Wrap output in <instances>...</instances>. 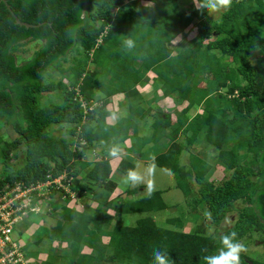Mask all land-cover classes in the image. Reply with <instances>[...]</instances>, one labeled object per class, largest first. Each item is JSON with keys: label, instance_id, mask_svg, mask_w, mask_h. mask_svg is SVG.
Instances as JSON below:
<instances>
[{"label": "trees", "instance_id": "16d2710c", "mask_svg": "<svg viewBox=\"0 0 264 264\" xmlns=\"http://www.w3.org/2000/svg\"><path fill=\"white\" fill-rule=\"evenodd\" d=\"M5 1L10 9L0 1V127L10 126L17 139L8 143L0 138V190L5 183L44 182L48 175L57 177L63 172L72 178L70 193L52 188L49 199H35L32 204L47 202L46 215L58 218L48 230L53 241L67 243L73 250L84 242L91 249L77 264H152L156 248L166 252L173 264H204L203 257L216 254L221 247L220 237L233 231L239 242L256 236L264 251V0H234L216 20H208L210 13L198 11L192 0ZM141 1L153 6H143ZM15 17L31 27L17 24ZM194 20L197 34L186 47H170ZM122 36L135 41L131 52L122 48ZM26 41L40 43L29 57L20 52ZM92 63L96 68L90 71ZM141 69L163 81L168 88L165 95L176 93L189 103L176 125L163 111L153 115L151 140L157 136L159 141L164 132L171 144L149 164L154 160L156 167L172 173L175 188L210 226L202 221L184 232L181 219L169 220L177 227L174 230L160 227L150 217L139 219L134 227L111 225L113 216L107 211L114 207L120 214L166 209L160 191L121 204L104 196L114 188L107 152L115 143L132 140L135 134L128 130L136 127L129 119L107 126L110 111L106 105L119 94L141 99L133 88ZM49 71L60 79L46 80ZM104 79L101 84L99 80ZM205 81V88H200ZM100 86L114 87L107 91ZM57 90L61 103L39 104V96ZM192 108L201 113L186 117ZM58 125L70 126L65 136L53 134ZM180 134H190L184 136L187 144L177 142ZM114 135L120 138L116 142ZM198 139L216 150L212 165L192 154L179 165L183 151ZM92 142L104 143L107 152L80 178L85 156L93 151ZM19 145L23 146L21 158ZM214 165L230 172L220 185L209 181ZM135 167L126 156L116 170L125 174ZM192 181L197 187L194 197ZM86 190L93 191L98 208L92 211L88 200L80 197L75 205L82 208L70 207L72 195ZM237 203L244 206L236 209ZM235 211L232 226L219 232L218 226ZM240 255L242 264H264L251 259L247 251Z\"/></svg>", "mask_w": 264, "mask_h": 264}, {"label": "rangeland", "instance_id": "374dc122", "mask_svg": "<svg viewBox=\"0 0 264 264\" xmlns=\"http://www.w3.org/2000/svg\"><path fill=\"white\" fill-rule=\"evenodd\" d=\"M191 1V0H190ZM188 1L184 5V7L188 6ZM193 3V0L190 2ZM141 5L143 6H149L152 7L153 5L141 1ZM194 4V3H193ZM223 13V12H221ZM221 13H210L208 16V20H216L220 17ZM195 20L187 27L185 32L182 35H178L173 41L170 42L169 46L170 47H177L178 44L186 47L187 41L192 39L196 34V28H195ZM186 35V37H184ZM27 43V41H26ZM36 43L38 42H32V43H27L23 46L22 49H20V52L23 54L24 57H29L32 52H34L40 45ZM176 49V48H175ZM25 51V52H24ZM176 52V53H175ZM177 51L175 50L173 55H176ZM95 64H90L88 66V69L90 71L94 70ZM52 69V68H49ZM52 72V73H51ZM138 73L139 79L138 83L136 85H133V88H141L145 86L146 84L151 85L152 88L147 89V92L143 91L144 95H141V99L135 98V96L132 97V99H128L126 97H122V95L119 96L118 101H113L112 104L117 105L120 104V116L118 118H124L128 114L125 112L130 111L133 115L129 117V120H133L136 123V127L131 129L132 134L134 133V137H132V140H138L142 139L141 142L139 143H134L132 140H129L130 145L127 146L126 144L125 147L129 149L131 145H137L135 149H131L132 151H129V154L135 155L134 157L131 158V161L134 162L137 166V164L140 165V168L138 169L141 172H144L145 169L147 168L150 162L153 158L156 156L162 154L165 152V150L168 148V146L171 144L169 142L170 138L164 134V132H160V140L158 141L157 136H155L156 141H152V137L154 136L152 134L153 129H152V124L155 123V118L153 115L155 114L156 111L160 110L163 111L167 114L170 115V118L172 119V123L176 125L177 119L181 115V111L185 109L189 103L185 100L178 99L179 96L174 93L171 95H165V91L168 89L166 85H164L163 81L157 79V76L149 71H145L144 69H141ZM49 78H46V80H52L56 81L59 80L60 77L56 74L55 71H49ZM104 80H99L101 84L105 83ZM125 81V80H124ZM126 82V81H125ZM130 82V81H128ZM145 85H141L144 84ZM131 83V82H130ZM207 81L203 82L202 84L199 85L200 88H205ZM133 84V83H132ZM131 85V84H130ZM115 86L117 88H120V82L115 81ZM111 87L114 86H100V90L106 89L107 91L111 89ZM123 87V86H122ZM125 87H129L125 86ZM124 96V95H123ZM123 98V99H122ZM123 101H122V100ZM39 104L41 106H45L48 104H58L62 102V94L60 91H55L52 93H49L48 95H41L38 98ZM138 101H141V104L138 105ZM117 102V103H115ZM131 107L134 108L133 111H131ZM147 110H150L149 113H147ZM146 115L142 118L141 116L144 115V112ZM195 113H201L200 109L197 108H192L189 113H187L186 117H189L194 115ZM184 118V117H183ZM1 120V119H0ZM66 128H70L69 125H58L53 127V134L57 136H65L66 134ZM179 135V138L176 139L178 143L182 144H187L183 143L185 142L187 136H190V134L186 135ZM0 138L8 143H13L17 137L15 133L12 131L10 126H7L3 124L0 127ZM120 139L119 137L115 136L112 138L115 142ZM3 144V143H1ZM19 153H20V158L22 157V150L23 146L19 145ZM90 153V150L88 151ZM87 153V157L89 156ZM216 150L212 148V146L209 143H205L201 139H198L192 146H190L188 149H185L180 157V163L179 165L185 164V159H187V155L192 154L196 158H200L201 160L207 162V164L212 165V157L215 156ZM137 154L139 156H137ZM188 155V157H189ZM126 158V156H124ZM89 161H86L85 168H89L93 164V159L90 161V158H88ZM2 172V168L0 165V174ZM230 172L225 171L222 167L213 166V171L212 175L209 178V181H212L216 185H220L223 181L228 179ZM124 174H121L119 172H115V170L112 172V175L109 178V181L112 184H116V188H118L122 193L126 192L128 189H135L137 188L136 196L134 197H128V199H141L147 196L145 192V184H140L137 187H130L128 185H125L122 183V177ZM83 177V174L80 175V178ZM154 182H155V191H160L162 192L161 197L162 200L164 201L166 205V209L162 211H157V212H142V213H131V214H120V212L115 210L112 212L113 219L111 220V225H120V226H129V227H134L139 219L142 218H147L150 217L152 218L156 224H158L160 227H165V228H174V230H177V227H175V224L170 225L169 220H175V219H181L184 226H183V231L184 232H189L195 225H199L202 221L205 222L206 225H209L208 220H204L203 216H201V212L199 209H194L190 208V206L187 203V200L183 193L180 191V189L175 188V180L171 172L162 170L159 167H156V172L154 176ZM192 189L194 190V195L192 197L197 196L196 194V183L195 181H192ZM114 189L110 191H106L104 193V196L106 199H113L111 198V194L113 193ZM91 192L93 191H86L84 194H80L78 196L77 193L72 195L73 199L71 200L74 202L73 204H69L70 207H75L76 209H81L80 206L75 203H77L78 200L81 199H90L91 198ZM94 194V193H93ZM80 197V198H78ZM113 200L115 201H120L121 203H128V201L125 200V198L122 197H115ZM62 203V202H61ZM38 206L34 207V212L30 213L26 216V220H22V223L17 224L14 227V235L13 238L15 240L18 239L20 242V245L23 248V253L25 254V262L26 264H37L38 261L39 264H58V260L62 261L64 264H71L72 259V251L71 248H62L61 244H59L56 241H53L49 236H48V230L49 226L53 227L56 224V220L58 219L57 217H53L46 214L48 213V205L47 202L43 201L40 204H37ZM75 205V206H74ZM244 205L241 203H237L236 209H240ZM119 207V206H118ZM236 211L228 214L226 219L218 226V231L222 232L225 229L229 228L232 226L233 222L236 220ZM210 226V225H209ZM212 227H215L212 225ZM207 232H211L210 228L206 229ZM106 241V239H104ZM245 248L247 249V255L255 260L264 263V251L262 249V246L260 245V242L258 238L255 236L253 239L249 240H244L241 242ZM81 246L78 247V249ZM112 249L108 251V253H111ZM79 256H77L76 260H78ZM120 264H130L126 261L121 262Z\"/></svg>", "mask_w": 264, "mask_h": 264}, {"label": "clouds", "instance_id": "9594fccd", "mask_svg": "<svg viewBox=\"0 0 264 264\" xmlns=\"http://www.w3.org/2000/svg\"><path fill=\"white\" fill-rule=\"evenodd\" d=\"M238 3L239 0H236ZM193 3L201 13H221L227 12L234 3V0H193ZM136 47L135 41L129 36H122V48L131 52ZM68 85V82H66ZM112 120L118 119L113 113L109 117ZM108 157L112 159H122L127 155L122 147L114 145L107 152ZM87 156H85L86 158ZM85 162V161H84ZM140 165L135 168L126 170L122 177V183L130 187H137L140 184H145V192L148 197H151L155 191L154 176L156 172V164L153 162L147 166L144 172L139 171ZM120 209V208H119ZM48 211V210H47ZM209 220L212 219L210 213H206ZM27 219V218H25ZM22 223L19 222L18 224ZM14 233V229H13ZM237 233L235 231L225 234L220 237L221 247L216 254L206 255L203 257L204 264H242L241 253L247 251L245 246L236 240ZM15 240V239H14ZM16 241V240H15ZM18 242V240H17ZM20 245V244H19ZM21 247V246H20ZM22 252V250H21ZM23 260L25 258L22 252ZM25 264V262H24ZM152 264H173L168 254L159 248L154 249Z\"/></svg>", "mask_w": 264, "mask_h": 264}, {"label": "built area", "instance_id": "2783aa9c", "mask_svg": "<svg viewBox=\"0 0 264 264\" xmlns=\"http://www.w3.org/2000/svg\"><path fill=\"white\" fill-rule=\"evenodd\" d=\"M80 101L85 107V102ZM66 177L67 174L63 172L57 177L48 175L44 182L26 184L19 181L4 184L0 190V264H24L21 247L11 237L13 229L28 214L34 212V207L38 206L36 203L32 204L35 199H49L52 188L70 193L72 178ZM64 180L67 181L66 184L63 183Z\"/></svg>", "mask_w": 264, "mask_h": 264}, {"label": "crops", "instance_id": "0c3cea01", "mask_svg": "<svg viewBox=\"0 0 264 264\" xmlns=\"http://www.w3.org/2000/svg\"><path fill=\"white\" fill-rule=\"evenodd\" d=\"M142 86L143 85H145V84H141ZM150 88H152L151 87V85H149V84H146L145 86H143V87H141V88H137L136 90L138 91V95H144L143 94V91L144 92H147L146 90L147 89H150ZM120 95H122V97H125V96H123V94H119V95H115V96H113V97H111V98H109L108 99V104L106 105V111H110V115L111 114H115L116 115V117L118 118V116H120L121 114V112H120V109H119V107H120V104H117V105H114V104H112L113 103V101L115 100V101H118V100H120L119 99V96ZM123 99V98H122ZM121 99V100H122ZM123 101V100H122ZM115 103H117V102H115ZM100 106V105H99ZM126 114H128L126 117H124V118H118V119H116V120H112V119H110L109 117H110V115L109 116H107L106 118H105V124L107 125V126H113V125H115V124H117V122H119V121H121V120H123V119H128L129 117H132V114H131V112L130 111H128V112H125ZM131 133V128L128 130V134H130ZM96 135V134H95ZM93 135L94 137H95V139L96 138H98V136L96 135ZM129 140H131V139H126L122 144H120L119 142H118V144L117 143H115V145H118V146H120V147H122V149L124 150V152H125V150L127 149L126 147H125V145L124 144H126L127 146H129L130 145V143H129ZM97 142V141H96ZM96 142H92L91 143V149L93 150V151H91L90 153H88V157H86V159H85V162L86 161H89V159L88 158H90V161L93 159L94 161L96 160V161H98V160H100L101 159V157L102 156H104L105 155V153L107 152L106 150H105V148H104V143H96ZM94 151H95V156H94ZM127 153V155L126 156H128V157H130V158H132V157H134L135 155H133V154H129L128 152H126ZM97 155V156H96ZM137 156H139L138 154H137ZM110 161H109V163H110V166H111V170H112V172L115 170V172H117V170H116V167H117V165H118V163L121 161V159H119V160H117V159H112V158H110L109 159ZM92 167V166H91ZM91 167H89V168H83L80 172V175H84V173L86 172V171H88ZM111 175H112V173H111ZM82 178V177H81ZM113 185V189H114V191H113V193L111 194V198H115L116 196L117 197H122V198H125V200L126 201H128V202H131V201H135V200H137V199H130L131 197H134V196H136V192H137V188H135V189H130V191L131 190H133V192H131V193H128V194H125L124 192L122 193L118 188H116L115 186H116V184H112ZM109 188V187H108ZM129 190V189H128ZM86 191H88V190H86ZM86 191H84V193H86ZM89 191H91V190H89ZM84 193H82V194H84ZM93 192H91V198L90 199H87L88 200V202H89V204H90V207H91V209H92V211H95L97 208H98V202L96 201V200H94L93 198ZM128 197H130L129 199H128ZM105 199V198H104ZM113 199H107L108 201L109 200H113ZM83 200V199H82ZM115 201V200H114ZM102 202H103V199H102ZM115 206V205H114ZM80 207L82 208V206L80 205ZM104 207V204L102 205V208ZM117 209V208H116ZM115 211V207H114V209H108V211H107V213H108V215H110V216H112V212H114ZM47 217H48V215H46ZM24 222V221H23ZM56 222V221H55ZM51 226V225H50ZM49 226V230L51 229V228H53V227H50ZM59 243V242H58ZM59 244H61V246H62V248H71L70 246H69V244H67V243H59ZM79 246H81L79 249H78V247ZM79 246H77V247H75L74 248V250L71 248V251H72V254H73V256H72V259H74L73 261H72V264H77L76 262L78 261V260H76V258H77V256H79V258L81 257V256H84V255H89L90 253H91V249L88 247V246H86V244L83 242H81L80 244H79ZM78 258V259H79ZM60 261V260H59ZM39 262L40 261H38V263L37 264H39Z\"/></svg>", "mask_w": 264, "mask_h": 264}, {"label": "water", "instance_id": "95a60500", "mask_svg": "<svg viewBox=\"0 0 264 264\" xmlns=\"http://www.w3.org/2000/svg\"><path fill=\"white\" fill-rule=\"evenodd\" d=\"M0 1H2V2L6 5L7 9H10L9 5L6 3L5 0H0ZM15 20H16V23L19 24V25H25L26 27H31V26L28 25V24H23V23H21L20 20H18V18H16V17H15Z\"/></svg>", "mask_w": 264, "mask_h": 264}]
</instances>
